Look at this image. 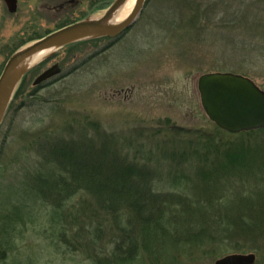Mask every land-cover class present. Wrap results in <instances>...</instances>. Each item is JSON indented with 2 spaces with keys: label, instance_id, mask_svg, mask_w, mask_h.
<instances>
[{
  "label": "rangeland",
  "instance_id": "374dc122",
  "mask_svg": "<svg viewBox=\"0 0 264 264\" xmlns=\"http://www.w3.org/2000/svg\"><path fill=\"white\" fill-rule=\"evenodd\" d=\"M17 1L10 12L0 0V75L20 48L64 24L101 17L115 0ZM55 63L61 73L34 85ZM216 71L248 76L264 90V0H147L120 35L69 44L29 70L0 128V264H99L123 235L101 217L78 224L97 204L83 189L60 201L73 189L62 185L75 182L62 167L84 169L86 160L59 164L54 147H110L144 169L151 193L168 200L197 190L204 165L195 153L209 144L206 164L216 149L242 145L252 162L263 161L264 131L225 132L204 113L198 78ZM203 237L210 241L201 247L182 239L176 259L156 263L139 251L119 264H215L231 253H255L254 264H264V244L237 252Z\"/></svg>",
  "mask_w": 264,
  "mask_h": 264
},
{
  "label": "trees",
  "instance_id": "16d2710c",
  "mask_svg": "<svg viewBox=\"0 0 264 264\" xmlns=\"http://www.w3.org/2000/svg\"><path fill=\"white\" fill-rule=\"evenodd\" d=\"M209 147L202 154L201 151L195 153L204 165L197 171L200 179L197 190L170 197V200L151 193L147 186L149 182L144 178V169L128 164L110 147H104L102 152L95 149L79 152L77 147L64 145L53 148L52 155L59 164L66 160H86L84 169L62 167L65 176H70L75 182L62 185V188L73 185V189L60 201L83 189L97 204V207L85 208L88 213L79 218L78 224L86 221L90 224L94 218L101 217L107 223L113 222L120 229L118 231L123 232V235L117 234L112 239L111 258L100 259L99 264H119L139 251L156 263H160L163 257L176 259L182 239L201 247L204 240L210 241L202 238L203 235H211L221 246L223 243L235 246L237 252L253 250L264 244V160L258 164L252 162L249 157L253 154L244 145L237 149L226 146L223 150L216 149L217 157L206 164L212 152L211 144ZM107 151L110 161L104 160ZM180 161L181 158L178 159ZM43 175L41 170L38 176ZM85 204L88 202L81 201L82 207H86ZM83 210L78 209L79 212ZM124 218L128 226H123ZM134 232L137 233L134 235ZM7 240L9 242L10 236Z\"/></svg>",
  "mask_w": 264,
  "mask_h": 264
},
{
  "label": "water",
  "instance_id": "95a60500",
  "mask_svg": "<svg viewBox=\"0 0 264 264\" xmlns=\"http://www.w3.org/2000/svg\"><path fill=\"white\" fill-rule=\"evenodd\" d=\"M10 12L17 10V0H4ZM126 0H115L99 19L87 18L63 26L17 50L7 61L0 75V128L11 104L13 94L29 70L10 80L14 70L29 56L54 48L47 57L57 50L77 41L116 37L130 28L140 17L147 0H136L130 14L122 22L108 23L112 15ZM58 63L43 71L34 85L59 75ZM198 91L203 111L210 121L229 133H242L264 129V90L248 76L230 71L204 73L198 78ZM255 253H231L218 258L215 264H254Z\"/></svg>",
  "mask_w": 264,
  "mask_h": 264
},
{
  "label": "bare ground",
  "instance_id": "6f19581e",
  "mask_svg": "<svg viewBox=\"0 0 264 264\" xmlns=\"http://www.w3.org/2000/svg\"><path fill=\"white\" fill-rule=\"evenodd\" d=\"M136 0H126L121 7L112 15L109 19L108 23L110 25L118 24L122 22L132 11ZM100 17L93 18L99 19ZM54 48L37 52L29 57H27L13 72L11 75L10 80H16L19 78L20 74L28 69L32 68L33 66L37 65L41 60H43L47 55H49Z\"/></svg>",
  "mask_w": 264,
  "mask_h": 264
},
{
  "label": "flooded vegetation",
  "instance_id": "af4514ba",
  "mask_svg": "<svg viewBox=\"0 0 264 264\" xmlns=\"http://www.w3.org/2000/svg\"><path fill=\"white\" fill-rule=\"evenodd\" d=\"M59 64V63H58ZM60 65V64H59ZM46 69H44V71H45Z\"/></svg>",
  "mask_w": 264,
  "mask_h": 264
}]
</instances>
